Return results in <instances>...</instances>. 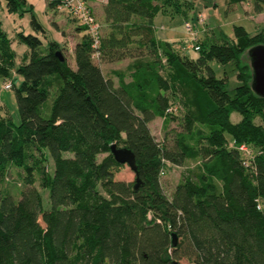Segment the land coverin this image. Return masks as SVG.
I'll return each mask as SVG.
<instances>
[{"label":"trees","instance_id":"1","mask_svg":"<svg viewBox=\"0 0 264 264\" xmlns=\"http://www.w3.org/2000/svg\"><path fill=\"white\" fill-rule=\"evenodd\" d=\"M61 1L47 5L57 8ZM241 1L247 0H230ZM24 4L6 0L9 12ZM263 4L254 0L257 11ZM193 7L192 0H105L98 59L86 26L71 13L83 31L73 66L55 53L60 42L42 47L37 34L22 30L16 38L29 51L16 65L0 18V75L14 69L22 77L18 86L10 80L17 121L0 99V184L11 181V167L22 170L16 191L0 186V264H173L181 256L194 264H264V97L251 87L247 55L264 43V29L251 33L235 25L233 39L216 40L199 14L196 23L187 18ZM160 12L183 14L197 57L157 36ZM186 21L200 30L197 38ZM30 22L44 32L33 14ZM124 57L130 59L124 68L106 73L98 63ZM212 59L234 63L240 82L231 92ZM176 97L182 127L171 143H160L149 122L160 116L166 127ZM113 143L134 152V180L115 178L127 163L116 160ZM241 143L262 151L246 156ZM188 160L194 165L167 194L160 180L165 163Z\"/></svg>","mask_w":264,"mask_h":264},{"label":"rangeland","instance_id":"2","mask_svg":"<svg viewBox=\"0 0 264 264\" xmlns=\"http://www.w3.org/2000/svg\"><path fill=\"white\" fill-rule=\"evenodd\" d=\"M44 1L45 0H25V4L22 5L20 9L9 12L6 8V0H0V18L2 20L3 29L5 30L6 35L11 39V46L15 51L14 63L16 65L19 64V62L22 61V57L29 51V46L27 44L17 40L15 33V28H17L18 30H22L24 33L37 34L42 41V47L46 46L49 41L60 42L63 46L61 50L63 55L66 56L68 63L73 66L74 60L71 53L73 50H71V48L74 47L75 41L81 38L83 31L78 28L79 23L77 19L74 20L71 18V13L69 11L59 6H57V8H51L47 5L46 7ZM192 1L194 7L188 12L187 18L191 22L196 23L197 15L201 13L203 19L206 18L207 20L203 25L207 28L208 35H215L217 37L216 40H222L224 35L233 39L235 37V25H242L251 33H254L262 28L264 29V4L263 10L257 11L254 5V0L236 3L230 2V0ZM103 3H105V1H91V5L96 13V18L99 24L101 23L102 25V33H104L106 29L102 13ZM31 14H33L42 25L44 32H36L34 30L30 22ZM184 19L185 17L183 14L179 13L173 15L162 12L158 13L154 17L156 34L159 37L168 38L170 41H173L174 48L181 54H186L189 57L195 58L198 56V51L191 47V43L193 41L184 29ZM53 20H55V24L52 23ZM58 30L61 31V33L58 32ZM243 56L248 59L246 54ZM129 60V57H124L123 59L116 61H124L125 63ZM98 63L103 67L104 72L106 73L109 66H105L104 61L102 60ZM209 63L213 67L217 76H227V84L230 92L237 84H239L240 80L237 76V69L235 68L233 62L222 64L219 61L212 59ZM21 78V75L17 74L14 69L10 70L8 76L0 75V99L5 103L14 121L18 120L15 87L5 89L3 87V83L5 79L13 80L15 85L18 86ZM51 96L52 94L50 93L46 100L47 102L44 104L45 107L51 101ZM172 100L174 107L173 114L166 127L163 124V118L160 116H156L149 122L152 134L160 143H171L175 132L180 130L182 127L181 121L184 109L177 97L176 100ZM230 117L232 121H237L240 118V114L233 111ZM256 121L262 123V120L259 117L256 118ZM227 145L230 147L234 146V140L230 138ZM237 147L242 150L244 152L243 154L246 156L247 153H250L251 149H253L255 154L261 153L262 151V149L257 146L247 147L244 143L238 144ZM65 155L70 156L72 155V152L66 151ZM102 155L103 154H100L99 158ZM194 163L195 162L192 160H188L185 165H175L169 162L165 163L164 172L160 174V180L162 187L167 194H170L173 191L175 184L186 171L187 167L194 165ZM46 165H48L51 171L53 160L51 158L50 160H47ZM21 171V168L17 166L11 167L9 171L11 181L2 182L0 186L16 191L18 186L20 187L22 184L19 176ZM115 178L130 181L134 180L135 174L127 164H123L116 172ZM14 196L18 197L17 194H14ZM42 197L43 205L48 207L49 198L46 189L43 190ZM180 261L184 264H194L185 256H181Z\"/></svg>","mask_w":264,"mask_h":264},{"label":"water","instance_id":"3","mask_svg":"<svg viewBox=\"0 0 264 264\" xmlns=\"http://www.w3.org/2000/svg\"><path fill=\"white\" fill-rule=\"evenodd\" d=\"M264 1V0H263ZM55 53L62 60L63 54L60 50H56ZM247 55L249 57L251 66V87L253 91L264 97V43H257L252 45L247 50ZM111 152L117 161L127 163L128 166L135 170V154L128 147H117L115 143L111 144ZM137 181L139 178L137 177ZM137 187V183L135 185ZM176 234L172 233L173 244L176 243ZM173 264H184L180 260H173Z\"/></svg>","mask_w":264,"mask_h":264},{"label":"built area","instance_id":"4","mask_svg":"<svg viewBox=\"0 0 264 264\" xmlns=\"http://www.w3.org/2000/svg\"><path fill=\"white\" fill-rule=\"evenodd\" d=\"M92 0H62L59 3V7L66 9L78 18L79 22L86 26V31L91 36V47H92V57L98 59L100 57V40H101V24L92 14ZM105 1V0H100ZM199 22L203 25L205 18L199 13ZM187 31L193 35V39L197 38L199 29H196L189 21L185 22ZM198 49V45L194 46ZM12 85L10 80L4 81L3 87L10 88Z\"/></svg>","mask_w":264,"mask_h":264},{"label":"crops","instance_id":"5","mask_svg":"<svg viewBox=\"0 0 264 264\" xmlns=\"http://www.w3.org/2000/svg\"><path fill=\"white\" fill-rule=\"evenodd\" d=\"M44 3H45V6L47 7V0H45L44 1ZM53 21H55V20H53ZM18 29L17 28H15V31H17ZM58 32H60L61 33V31H59L58 30ZM156 32V31H155ZM63 36V35H62ZM77 41H75V43H76ZM75 43H74V45H75ZM71 50H73V47L71 48ZM71 53H72V56H73V51H71ZM127 62L128 61H126L125 63H124V61H114V62H104V64H105V66H109V69H108V71H110V70H112V69H122V68H124L125 66H126V64H127ZM116 80V79H115ZM4 103V102H3ZM5 104V103H4Z\"/></svg>","mask_w":264,"mask_h":264}]
</instances>
